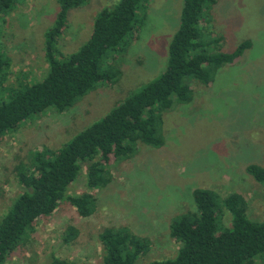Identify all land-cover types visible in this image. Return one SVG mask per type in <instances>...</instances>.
<instances>
[{"label": "rangeland", "instance_id": "rangeland-1", "mask_svg": "<svg viewBox=\"0 0 264 264\" xmlns=\"http://www.w3.org/2000/svg\"><path fill=\"white\" fill-rule=\"evenodd\" d=\"M118 2L89 0L70 10L59 50L65 55L78 50L90 37L95 15ZM182 6L183 0H148L145 20L122 59V77L115 86L96 89L62 113L47 110L3 136L0 215L20 192L13 170L16 164L28 163L29 153L43 147L60 148L129 92L164 71ZM58 8L57 0H25L0 21V43L12 60L9 82L19 72L29 83L47 75L44 33ZM209 15L208 32L222 37L221 52L229 53L244 41L251 43L250 48L233 64L220 68L209 85L189 82L191 102L163 114V147L141 145L131 159L111 161V181L101 189H87L83 170L67 193L93 195L96 209L91 216L81 217L62 203L35 224L5 264H49L52 254L74 264H102L99 233L104 228H126L147 239L142 263L171 258L179 244L169 237V224L173 217L194 209L192 192L198 188L222 197L241 194L248 203L249 219L264 220V188L245 171L251 164L264 166V0H217ZM224 222H230L226 212ZM68 227H74L77 236L65 244Z\"/></svg>", "mask_w": 264, "mask_h": 264}, {"label": "trees", "instance_id": "trees-1", "mask_svg": "<svg viewBox=\"0 0 264 264\" xmlns=\"http://www.w3.org/2000/svg\"><path fill=\"white\" fill-rule=\"evenodd\" d=\"M24 1L0 0L1 24ZM88 1L57 0L54 22L44 33L48 71L39 82L29 83L23 72L9 82L12 60L0 43V140L47 110L62 113L96 89L115 86L122 77V59L145 20L148 0H119L102 8L93 19L88 40L65 55L58 40L68 13ZM216 2L183 0L167 64L157 78L129 92L60 148L43 147L29 153L28 163L13 167L20 192L0 215V264L21 248L38 221L54 214L62 203L81 217L91 216L96 209L93 195L67 193L83 170L87 189H101L111 181V161L131 159L141 145L163 147V114L191 102L189 82L209 85L220 68L233 64L250 48L251 43L244 41L229 53L221 52L222 37H211L208 32L209 11ZM245 171L264 188V166L251 164ZM192 197L194 209L173 217L169 224V237L179 244L173 257L142 263L147 239L126 228H104L99 233L102 264H264V220L249 219L244 196L234 193L222 197L198 188ZM225 212L229 225L224 222ZM76 236L77 230L68 227L63 242L70 243ZM49 264L74 263L52 254Z\"/></svg>", "mask_w": 264, "mask_h": 264}]
</instances>
